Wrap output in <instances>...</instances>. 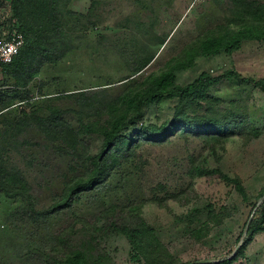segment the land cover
<instances>
[{
  "label": "rangeland",
  "instance_id": "374dc122",
  "mask_svg": "<svg viewBox=\"0 0 264 264\" xmlns=\"http://www.w3.org/2000/svg\"><path fill=\"white\" fill-rule=\"evenodd\" d=\"M245 1L249 7L231 0H61L65 56L42 64L28 79L0 69V188L24 194L0 193V264H66L78 250L94 264L97 257L103 264L226 259L264 264V232L256 231L264 226V93L230 79L211 94L223 107L244 114L246 127L263 130L259 137L237 129L222 148L205 136L176 130L159 142L142 139L122 150L105 182L44 217L62 196L66 180L83 174L67 144L79 139L86 146L79 152L92 156L101 149V136L80 133V93L89 107L135 90L187 61L185 47L206 30L232 22L237 11H264V0ZM11 2L0 0V36L20 33ZM36 66L30 63L28 72ZM229 70L264 79V41L196 56L191 68L175 71V82L185 86L203 73L219 77ZM177 103L163 98L147 104L138 126L122 135L134 141L142 124H170ZM92 110L82 116L85 122L98 119ZM55 119L66 123L64 138L46 134ZM196 165L239 179L243 190L219 175L193 178ZM113 223L137 232L146 247L140 263L133 260L136 251L129 240L112 230Z\"/></svg>",
  "mask_w": 264,
  "mask_h": 264
},
{
  "label": "trees",
  "instance_id": "16d2710c",
  "mask_svg": "<svg viewBox=\"0 0 264 264\" xmlns=\"http://www.w3.org/2000/svg\"><path fill=\"white\" fill-rule=\"evenodd\" d=\"M238 2V6L249 7L245 0H231ZM61 0H12L11 9L20 24V33L24 37V44L12 62L0 67L5 73H13L18 76L20 73L30 77L36 73L44 63H55L65 56L68 48L64 46V34L62 27L63 11L58 5ZM264 7V5H263ZM233 14L232 22L224 27L214 26L199 35L194 41L185 47V52L189 54V59L180 61L169 71L146 79L135 90L118 94L112 100L98 101L96 105L87 107L86 94L80 93L77 99H81L79 105L80 133H95L102 137V145L99 154L90 155L80 149L85 150L83 142L74 139L67 144V149L73 152V156L81 162L83 174L75 178L66 180L63 187L62 196L51 209L44 211L45 219L51 214L60 212L70 206L71 201L84 190L92 189L106 181L107 171L112 169L119 161V157L124 151H129L133 145L140 140L159 142L171 131L190 133L197 137L205 136L206 140L213 146L223 147L224 139L237 129H245L247 136L257 138L263 130L253 126H247L244 114L227 107H223V102L211 94V90L222 80L230 79L237 83L251 84L253 88L264 93V79L243 78L235 70L224 72L219 77H212L206 73L201 74L192 83L180 86L175 82V71L179 69L191 68L193 59L196 56L209 57L225 51L231 53L239 50L243 43L250 41H264V11L249 13L237 11ZM37 64L32 72H28L30 63ZM147 63L137 70H142ZM85 97V98H84ZM163 98L177 99L178 103L174 109V117L170 124L163 123L160 126L148 124L141 125L139 131L135 133L134 141L127 140L122 134L131 128L138 126L142 109L149 103L159 102ZM93 109V110H92ZM92 110L96 121L85 122L82 116ZM59 120V119H57ZM48 125L49 131L59 138L66 136V123ZM234 133V132H233ZM49 135V134H48ZM55 137V139H57ZM80 148V149H79ZM123 153V154H122ZM209 175H219L227 182H234L238 189L243 190L239 179L232 180L225 176L220 170H209L196 165L192 171V177H204ZM0 193L8 198L24 197L21 191H10L5 187L0 188ZM29 199V197H28ZM137 209H140L137 208ZM43 215V214H42ZM114 232L124 235L132 245L136 255L133 260L140 263L141 256H144L146 247L141 245L137 232L129 230L127 227L119 226L115 223L110 225ZM256 231L264 232V226L258 227ZM145 247V248H144ZM244 247H241L243 250ZM88 253L78 250L73 255L67 257L66 264H94L89 259ZM95 259V258H94ZM98 264H103L100 257L95 259ZM98 260V261H97ZM231 260L226 259L220 262L189 261L181 264H230Z\"/></svg>",
  "mask_w": 264,
  "mask_h": 264
},
{
  "label": "built area",
  "instance_id": "2783aa9c",
  "mask_svg": "<svg viewBox=\"0 0 264 264\" xmlns=\"http://www.w3.org/2000/svg\"><path fill=\"white\" fill-rule=\"evenodd\" d=\"M24 44V37L19 32L0 36V67L12 62Z\"/></svg>",
  "mask_w": 264,
  "mask_h": 264
}]
</instances>
